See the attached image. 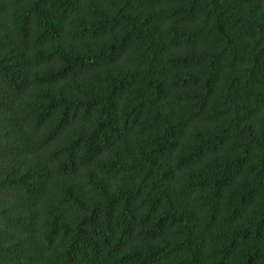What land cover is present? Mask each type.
Segmentation results:
<instances>
[{
  "label": "trees",
  "instance_id": "16d2710c",
  "mask_svg": "<svg viewBox=\"0 0 264 264\" xmlns=\"http://www.w3.org/2000/svg\"><path fill=\"white\" fill-rule=\"evenodd\" d=\"M0 264H264V0H0Z\"/></svg>",
  "mask_w": 264,
  "mask_h": 264
}]
</instances>
